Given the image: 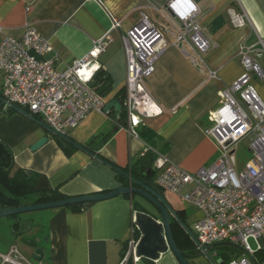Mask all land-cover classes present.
Returning <instances> with one entry per match:
<instances>
[{"label":"crops","instance_id":"crops-1","mask_svg":"<svg viewBox=\"0 0 264 264\" xmlns=\"http://www.w3.org/2000/svg\"><path fill=\"white\" fill-rule=\"evenodd\" d=\"M194 4L199 10L202 34L211 43L202 56L201 69L179 47L172 45L178 26L162 11L154 9V5H162L161 1L153 4L146 0H0V42L5 35L19 37L23 27L31 25L51 45L53 55L58 58L55 65L58 71L86 57L97 41L106 38L108 44L97 62L101 85L110 82L107 102L122 101L126 63L121 35L139 21L141 13L163 31L166 44L154 73L146 81L148 92L164 112L142 121L137 129L138 139L121 127L125 125V116L121 124L113 121L116 120L113 110L109 115L91 112L69 129L70 143L66 148L39 117L28 113L26 117L12 109L11 113L0 114V142L11 152L10 175L19 182V189H12L18 207L40 204L35 203L37 195L50 190H58L70 198L128 187V180L125 185L109 165L128 169L144 157L152 159L145 152L146 147L190 173L213 161L216 146L204 131L212 126L211 113L221 105L220 92L243 73L239 59L241 47H258L259 41L264 43V0H194ZM230 10L244 14L245 27L232 26ZM113 20L120 24L115 30H112ZM257 63L264 72V55ZM207 71H215L217 79H209ZM251 84L264 102V80L252 76ZM98 134L108 135V139L95 154L78 148ZM42 138L47 139L46 143L32 151V146ZM0 191L6 194L1 186ZM159 192L192 234L200 213L186 203L187 208L177 196ZM133 203H139L142 209L135 211ZM188 209L192 210L191 214L187 213ZM137 213L161 222L158 210L138 195H118L79 211L70 207L49 209L37 219L27 213L0 218V254L15 246L26 259L33 261L35 250H42L43 258L36 261L38 264H119L131 237L140 238V233H133ZM171 222L176 220L171 217ZM173 233L179 249L188 254L189 264H209L204 257L192 253L191 244L178 226L173 227ZM134 264L180 263L168 250L156 261L140 258Z\"/></svg>","mask_w":264,"mask_h":264},{"label":"built area","instance_id":"built-area-1","mask_svg":"<svg viewBox=\"0 0 264 264\" xmlns=\"http://www.w3.org/2000/svg\"><path fill=\"white\" fill-rule=\"evenodd\" d=\"M161 6L162 11L177 24L172 45L201 69L202 56L211 43L202 34L199 10L194 0H146ZM235 29L245 27L244 14L229 11ZM120 27L113 20L112 30ZM126 63L124 93L121 101L124 127L129 136L138 139L137 129L144 119L159 117L164 110L152 98L146 81L154 73L155 63L165 50L163 31L141 13L139 21L121 35ZM108 40L97 41L83 59L73 61L64 70L55 67L57 56L49 42L31 25H25L19 37L5 35L0 42L2 99L30 115L41 119L51 131L67 138L68 130L76 127L89 113L104 112L105 97L98 95L89 83L100 73L97 58ZM264 55V43L243 46L239 51L243 73L220 92L221 105L210 115L212 126L204 131L216 146V156L208 165L193 173L171 163L166 156L146 147L154 155L153 184L159 191L177 196L201 215L193 225L197 250L220 243L238 245L241 256L228 264H262L264 259V102L260 99L251 77L264 80L257 59ZM49 56V57H48ZM209 79H217L215 71H207ZM113 121L117 122V119ZM246 142L251 158L239 165L236 151ZM135 227L133 233H135ZM254 239L257 250L248 245ZM138 238L128 241L119 264H134ZM258 258V257H257ZM0 264H38L26 259L12 246L0 254Z\"/></svg>","mask_w":264,"mask_h":264},{"label":"water","instance_id":"water-1","mask_svg":"<svg viewBox=\"0 0 264 264\" xmlns=\"http://www.w3.org/2000/svg\"><path fill=\"white\" fill-rule=\"evenodd\" d=\"M102 79L100 78V73H97L93 81L89 83L91 88H96L98 95L105 97L109 93L110 82L102 84ZM101 86H98V85ZM0 102L14 110L15 112L29 117L28 114L19 109L14 105H7L5 101L0 98ZM114 111L115 118L119 119V116L122 112L121 103L117 100H110L107 102L104 112ZM49 132H51L59 141V144L66 148L67 144L70 143L66 138L61 137L60 135L54 133L49 128H46ZM46 138H42L35 145L32 146L31 150L35 151L42 147L46 143ZM78 147V146H77ZM80 148V147H78ZM122 176L128 180V187H120L114 191L109 193L100 194V195H88V196H78V197H70L63 200L34 204L30 206H21L16 208L9 209H1L0 210V218L11 217L15 215L25 214L34 211L41 210H49L56 208H64L71 207L74 205H81L83 208H89L92 203L107 200L118 195H138L145 199L150 205L155 207L160 213L161 222H156L151 217L137 213L134 215L133 223L136 230L140 233V238L135 248V257L140 259L144 258L150 261H156L159 256L168 250L172 252V254L176 257L180 264H189L183 254L180 252L178 247L176 246L174 239L172 237L171 232V217L176 220V222L182 227L184 232L188 235L194 245L197 247V243L193 237V235L189 232V230L180 222V220L175 216L173 211L170 209L168 204L165 202L164 198L160 194V192L151 184L147 182L138 181L130 175L122 173ZM209 249V248H207ZM204 257L208 261L209 264H214L208 256L205 254ZM43 258L42 250L37 249L34 252L33 259L35 261H41Z\"/></svg>","mask_w":264,"mask_h":264},{"label":"trees","instance_id":"trees-1","mask_svg":"<svg viewBox=\"0 0 264 264\" xmlns=\"http://www.w3.org/2000/svg\"><path fill=\"white\" fill-rule=\"evenodd\" d=\"M0 97H2V96L0 95ZM3 112L11 113L12 110L8 107H5L4 104L0 102V114H2ZM109 114H110V112H108V115ZM123 116L124 115L122 112L120 114L119 119H117V121L119 123H120L121 119L123 118ZM107 139H108V135L102 136L101 134H98V135L92 137L89 140V142L87 144H85L84 146L80 147V149H83V150H86L92 154H95L101 148V146H103V144L106 142ZM148 153L151 154L152 159H148V158L144 157L140 161H137L134 164L130 165L128 169L127 168L121 169V168H118L114 165H109V166L113 170L116 171L117 178L120 179L122 182H124L125 185H127L126 179L122 176L121 172L124 174L130 175L131 177L135 178L136 180H146V181H148V183L151 184V178L154 175V171L152 170L151 167H152V163L154 161L155 155L151 151H148ZM11 159H12L11 152L3 143L0 142V186H1V189L6 192V194H5L4 192L0 191V209L16 208L19 206L18 199L14 198L13 194H12V191H13L12 189H17V190L19 189V182L17 183L15 178L14 177L12 178V176L10 175V173L13 170L12 164H11ZM106 164H107V162H106ZM4 194L8 195V196H5ZM126 196L128 197L129 195H126ZM66 198L67 197L60 194L58 192V190H50V191L38 194L37 200L35 203L41 204V203L55 202V201L63 200ZM70 208L73 211H79V210H81L82 206L81 205H74V206H71ZM133 208L135 211H137L139 208V205L136 203H133ZM139 209H142V208L140 207ZM15 216H19V215H15ZM175 225L178 226L180 228V230H182L183 232H184V230L182 229V227L177 222H172V224H171L172 237L174 239L176 246L178 247V245L175 241V238H174V233H173V227ZM135 232H136V234L139 233L136 229H135ZM184 235H185V239L187 240V242L189 244H191L190 248H192V253L194 255L199 254L197 247L194 245V243L191 241V239L188 237V235L185 232H184ZM178 249H179V247H178ZM181 253L183 254V256L185 258L188 256V254H185L182 251H181ZM127 264H133L131 259L128 261Z\"/></svg>","mask_w":264,"mask_h":264},{"label":"rangeland","instance_id":"rangeland-1","mask_svg":"<svg viewBox=\"0 0 264 264\" xmlns=\"http://www.w3.org/2000/svg\"><path fill=\"white\" fill-rule=\"evenodd\" d=\"M236 157H237L239 165H243L251 158V154L247 150L246 142H241L237 146ZM182 204L185 205L187 208H189V206L186 203H182ZM46 211L48 210L34 211V212H29L27 214L30 217L37 219L39 214L44 213ZM191 212H192L191 209L187 210L188 214H191ZM248 245L253 251L257 250V243L255 242L254 239H251V238L248 239ZM241 253L242 252L239 249L238 245H234L232 243H220V244H216L213 247H210L209 249H207V253L205 254L214 264H228L230 261L238 259L241 256ZM205 254H202L199 252V256L204 257ZM257 257H255L257 263L259 262V259H264L263 256H257ZM262 264H264V262Z\"/></svg>","mask_w":264,"mask_h":264}]
</instances>
